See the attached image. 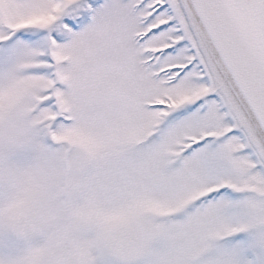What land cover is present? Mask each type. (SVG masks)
<instances>
[{"label":"snow or ice","instance_id":"1","mask_svg":"<svg viewBox=\"0 0 264 264\" xmlns=\"http://www.w3.org/2000/svg\"><path fill=\"white\" fill-rule=\"evenodd\" d=\"M0 264H264V0H0Z\"/></svg>","mask_w":264,"mask_h":264}]
</instances>
